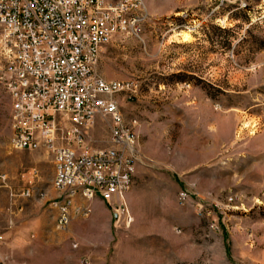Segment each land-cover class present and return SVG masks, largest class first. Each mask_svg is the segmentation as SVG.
I'll use <instances>...</instances> for the list:
<instances>
[{
    "label": "rangeland",
    "instance_id": "1",
    "mask_svg": "<svg viewBox=\"0 0 264 264\" xmlns=\"http://www.w3.org/2000/svg\"><path fill=\"white\" fill-rule=\"evenodd\" d=\"M142 3L141 31L104 47L95 68L131 85L113 101L137 138L132 185L73 217L86 228L39 241V264H264V0ZM10 114L0 87V174L13 194L33 189L26 203L50 221L52 157L12 147ZM111 124L96 118L80 146L109 148Z\"/></svg>",
    "mask_w": 264,
    "mask_h": 264
},
{
    "label": "built area",
    "instance_id": "2",
    "mask_svg": "<svg viewBox=\"0 0 264 264\" xmlns=\"http://www.w3.org/2000/svg\"><path fill=\"white\" fill-rule=\"evenodd\" d=\"M143 15L142 0H0V87L11 103V144L51 155L57 230L73 217L88 219L95 199L120 198L132 185L137 138L121 126L113 101L131 85L106 82L95 68L104 47L141 31ZM96 118L112 119L104 150L80 146ZM0 188L12 191L5 174ZM33 194L28 188L10 197ZM3 245L0 235V253Z\"/></svg>",
    "mask_w": 264,
    "mask_h": 264
},
{
    "label": "crops",
    "instance_id": "3",
    "mask_svg": "<svg viewBox=\"0 0 264 264\" xmlns=\"http://www.w3.org/2000/svg\"><path fill=\"white\" fill-rule=\"evenodd\" d=\"M53 168L51 169V181L53 178ZM40 201L47 199V196L55 198V190L48 187ZM0 193V235L4 240V245L0 253V261L3 264H39L40 259L36 254L39 241L44 242L45 246L50 245L54 239L55 221L57 211L52 209L53 218L44 221L40 216V211H31L30 203L27 199H10L7 203L1 202ZM29 200V199H28ZM101 200L95 199L92 208L100 209ZM41 203H37V206ZM87 225L78 219H71L64 230L71 234L75 229H84ZM60 231V230H59Z\"/></svg>",
    "mask_w": 264,
    "mask_h": 264
},
{
    "label": "bare ground",
    "instance_id": "4",
    "mask_svg": "<svg viewBox=\"0 0 264 264\" xmlns=\"http://www.w3.org/2000/svg\"><path fill=\"white\" fill-rule=\"evenodd\" d=\"M172 38L175 39V41H180L181 43L189 42L191 39L189 31H180L178 33H174ZM245 127H247V125H245Z\"/></svg>",
    "mask_w": 264,
    "mask_h": 264
}]
</instances>
